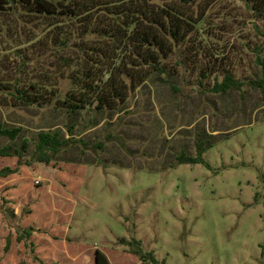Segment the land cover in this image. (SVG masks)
Instances as JSON below:
<instances>
[{
	"label": "rangeland",
	"instance_id": "1",
	"mask_svg": "<svg viewBox=\"0 0 264 264\" xmlns=\"http://www.w3.org/2000/svg\"><path fill=\"white\" fill-rule=\"evenodd\" d=\"M25 27L13 13L0 14L2 82L25 83L44 70L16 53ZM259 60L264 20L224 0L165 60L168 77L130 92L117 114L80 112L72 133L83 143L48 165L32 158L37 133L59 128L67 137V114L51 105L0 107V121L24 128L17 146L28 141L20 161L0 157V169L16 170L0 177V264H36L16 241L21 228L32 229V249L46 264H95L94 249L109 264H142L122 239L138 241L159 264H264ZM226 75L235 87L214 92ZM197 142L204 163L177 164L181 152L195 155ZM10 143L0 138V146Z\"/></svg>",
	"mask_w": 264,
	"mask_h": 264
},
{
	"label": "trees",
	"instance_id": "2",
	"mask_svg": "<svg viewBox=\"0 0 264 264\" xmlns=\"http://www.w3.org/2000/svg\"><path fill=\"white\" fill-rule=\"evenodd\" d=\"M224 0H0V14L13 13L24 29V38L16 51L22 64H40L25 83L0 81V107L26 108L52 106L64 111L72 121L67 137L59 128L42 130L32 158L48 165L69 145L82 144L73 129L80 112L92 107L96 113L117 114L125 110L128 94L154 76H169L165 66L175 51L196 33L208 11ZM226 1V0H225ZM239 1L252 18L264 20V0ZM20 35L22 29H20ZM19 35V36H20ZM261 78L253 82L264 99V60ZM67 87L62 88L61 82ZM236 83L226 75L214 92L225 93ZM95 127L96 121L89 122ZM24 132L20 125L8 126L0 121V138L11 141L0 146V157H17L20 161L28 141L17 140ZM85 146V145H84ZM101 149V145L95 146ZM204 148L196 143L194 156L181 152L177 164H202ZM16 173L0 169V177ZM0 209L5 213L1 204ZM31 228L16 232V241L30 248L31 260L46 264L32 249ZM142 264H159L152 252H145L138 241L121 240ZM10 247L6 238L4 252ZM96 264H109L105 255L95 250ZM163 263V262H161ZM18 264H25L21 260ZM58 264V263H54Z\"/></svg>",
	"mask_w": 264,
	"mask_h": 264
},
{
	"label": "crops",
	"instance_id": "3",
	"mask_svg": "<svg viewBox=\"0 0 264 264\" xmlns=\"http://www.w3.org/2000/svg\"><path fill=\"white\" fill-rule=\"evenodd\" d=\"M93 249H94V248H93ZM95 250H96V249H94V253H95ZM93 259H94V262H95V264H96L95 254L93 255L92 261H93ZM43 262H44V261H43Z\"/></svg>",
	"mask_w": 264,
	"mask_h": 264
}]
</instances>
